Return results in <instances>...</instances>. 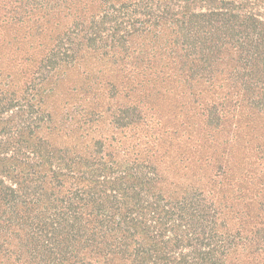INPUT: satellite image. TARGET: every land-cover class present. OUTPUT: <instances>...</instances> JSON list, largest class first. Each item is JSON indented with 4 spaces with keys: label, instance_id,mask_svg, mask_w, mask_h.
I'll list each match as a JSON object with an SVG mask.
<instances>
[{
    "label": "trees",
    "instance_id": "trees-1",
    "mask_svg": "<svg viewBox=\"0 0 264 264\" xmlns=\"http://www.w3.org/2000/svg\"><path fill=\"white\" fill-rule=\"evenodd\" d=\"M0 264H264V0H0Z\"/></svg>",
    "mask_w": 264,
    "mask_h": 264
}]
</instances>
